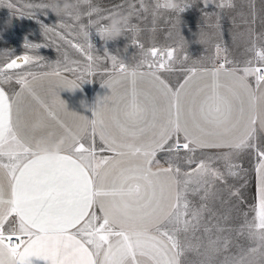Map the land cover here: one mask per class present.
Instances as JSON below:
<instances>
[{"label":"snow or ice","instance_id":"1","mask_svg":"<svg viewBox=\"0 0 264 264\" xmlns=\"http://www.w3.org/2000/svg\"><path fill=\"white\" fill-rule=\"evenodd\" d=\"M233 6L223 0L217 5ZM163 7L183 12L187 5ZM211 26L219 30V16ZM55 34L93 67L90 43L85 48ZM98 35L108 37L107 25ZM43 46L25 44L36 50ZM137 47L142 56L131 68L110 57L114 71L104 87L113 89L106 98L112 104L98 103L86 120V134L66 130L70 146L58 148L63 138L53 136L38 114L30 120L22 107L26 93L55 119L32 88L36 74L16 77L19 93L9 95L0 87V264H264V32L254 37L245 60L229 59L226 48L221 57L217 45L213 66L188 69L175 87L161 74L173 71L176 50ZM41 59H11L0 67V83L13 79L9 70ZM121 78L131 88L117 95L113 82ZM138 78L152 90H138ZM210 149L229 151L211 154ZM160 151L170 153L167 167L155 159ZM242 154L256 158V194L249 211L241 191L246 173L237 159ZM233 178L242 181L239 186L230 182ZM124 197L133 200L131 213L110 218ZM190 254L198 259L189 261Z\"/></svg>","mask_w":264,"mask_h":264},{"label":"rangeland","instance_id":"2","mask_svg":"<svg viewBox=\"0 0 264 264\" xmlns=\"http://www.w3.org/2000/svg\"><path fill=\"white\" fill-rule=\"evenodd\" d=\"M172 1L191 5L195 0ZM227 1L234 5L231 7L232 20L219 21V30L211 26L215 21H168L167 27L165 25L163 30L155 32L152 38L148 39L149 43L154 44L153 47L176 50L173 71L164 74L169 75L172 80H178L190 68L213 66L216 62L217 45L221 47V57L225 55L223 51L225 48L229 59L237 62L250 56L246 49L250 47L255 36L264 32V0ZM65 2L66 0H0V67L11 59L24 55L43 58L19 69L9 70L8 74L13 79L8 83H0V87L6 92L11 93L14 90L18 84L16 77L20 74L27 72L36 74L57 69L72 75L91 91L100 80L114 71L110 57L116 56L130 68L141 59L142 53L137 47V44L141 43H137L135 39V36L143 34L146 22L141 0H68L74 5L71 15H57L52 8L41 7L63 5ZM92 9L99 11L93 12L90 16L89 12ZM114 12L124 16L131 13L128 30L117 40L101 37L98 35L99 27L110 23L108 19L101 17H108ZM90 20H99L100 23L90 25ZM157 24L159 21L157 23L153 21L154 27ZM42 25L54 28L55 32L46 33ZM134 28H139V31L134 32L132 30ZM249 28L251 32L248 31ZM55 33H60L66 39L84 45L85 48L90 43L92 47L87 48V51L95 59L93 67L89 68V61L84 54L65 43ZM26 42L44 46L38 50L30 49L25 47ZM68 68H74L76 71H66ZM84 142L87 143V138ZM223 152L227 151L209 153ZM237 159L246 173V186L241 191L244 211H249L253 204L252 174L256 158L254 154L251 156L242 154ZM230 182L239 186L242 181L233 178ZM238 223L239 220L233 221V224ZM238 242L245 247L248 245L243 239ZM232 250L235 251V247ZM187 259L195 261L198 258L190 254Z\"/></svg>","mask_w":264,"mask_h":264},{"label":"crops","instance_id":"3","mask_svg":"<svg viewBox=\"0 0 264 264\" xmlns=\"http://www.w3.org/2000/svg\"><path fill=\"white\" fill-rule=\"evenodd\" d=\"M141 2H143L142 5L147 7V11H145L142 7L145 11L143 17L146 22L143 28V34L141 33L140 35L135 36V39L136 42L141 43L145 49H148L154 45L149 43L148 39L152 38L151 36L155 32L163 30L165 25L167 27L168 21H216L218 16L219 21L232 20L231 8L221 9L217 7V5L222 2V0H195L194 2H191V5H187L183 12H177L175 9L163 7L165 3L173 2L172 0H168L167 2H160L159 0H141ZM223 2L228 3L227 0H223ZM158 4L160 7H157ZM205 4L208 6L205 7ZM153 21L156 23L159 21V24L156 25L157 27H154ZM138 29L139 28H134L132 30L137 32L139 31ZM51 72L53 71L36 73L38 78L31 83L35 94L40 98V100L48 105L49 110L54 113L55 119L48 117L47 113L42 108H40L37 101L26 93L22 97V107L25 109V112L28 114L30 120L36 119L38 114L39 118L49 125V130L53 136L60 135L62 138L68 137V131L66 130H69L72 133H80L82 135L86 134L88 132L86 120L93 118L92 112L93 109L98 106V103L105 101L109 106L112 104V101L106 100V98L112 96L113 89L104 87L105 82L109 79V74L100 80L90 91L80 81L68 73L61 72V77L43 75L44 73ZM161 75L169 82L171 86L175 87L176 85L183 83L187 73L178 80H172L169 75L164 73ZM29 80L31 81V77H29ZM73 84H75L76 87H72ZM113 84L117 95L126 94L131 88L130 82L127 78H121L118 83L113 82ZM137 89L141 92H148L152 90V87L146 79L138 78ZM20 91L21 86L17 84L14 90L9 93V95L12 93H19ZM60 101H63V105L60 103ZM61 124L64 125L63 128L60 126ZM96 140L98 146H100L99 138L97 137ZM207 151L215 152L229 150L210 149ZM101 155H110V153H101ZM169 156L170 153L166 151H160L157 152L155 159L159 162L161 167H167ZM252 183L254 200L256 194V178L254 167Z\"/></svg>","mask_w":264,"mask_h":264},{"label":"clouds","instance_id":"4","mask_svg":"<svg viewBox=\"0 0 264 264\" xmlns=\"http://www.w3.org/2000/svg\"><path fill=\"white\" fill-rule=\"evenodd\" d=\"M53 11L57 14H67L70 15L72 12V9L74 8V5L71 2H66L63 5H57L54 4ZM127 17L124 15H117L114 16L110 23L107 25L108 30V38L117 40L121 38V36L124 33V29L127 25ZM72 144V138L70 136L65 137L61 140L60 144L57 146L59 147H65L70 146ZM39 150L42 152V154L45 152V144L44 142H41L40 145H38ZM133 207V200L129 197H124L121 199V202L118 206H113L112 209V217L118 216V215H124L127 216L131 213Z\"/></svg>","mask_w":264,"mask_h":264},{"label":"built area","instance_id":"5","mask_svg":"<svg viewBox=\"0 0 264 264\" xmlns=\"http://www.w3.org/2000/svg\"><path fill=\"white\" fill-rule=\"evenodd\" d=\"M160 2H167L168 0H159Z\"/></svg>","mask_w":264,"mask_h":264}]
</instances>
